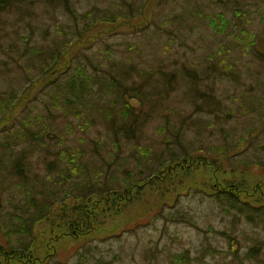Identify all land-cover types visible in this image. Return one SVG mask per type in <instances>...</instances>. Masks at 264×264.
<instances>
[{"label":"rangeland","instance_id":"rangeland-1","mask_svg":"<svg viewBox=\"0 0 264 264\" xmlns=\"http://www.w3.org/2000/svg\"><path fill=\"white\" fill-rule=\"evenodd\" d=\"M16 2L0 18V98L12 91L22 90L28 82L26 72L29 70V75L36 77L34 68L67 39L74 41L73 50L78 49L79 55L96 52L99 55L98 61H101L100 56L105 49L112 52L115 49L123 50L127 42L132 40L139 47L149 42L155 46L156 55L163 59L164 65L193 66L197 73L205 69L204 58L215 56L218 67H222L219 65L220 60L225 61L234 68L238 78L230 80L210 76L208 82L212 85L214 105L211 113L196 111L194 103L183 97L185 83L178 85L176 92L166 100L152 98L151 104L157 108L153 117L155 120L143 126L138 139L120 142L118 162L131 169L132 174L128 171L123 173L121 168H115V176L111 173L100 174L97 172V164L94 168L100 179L108 178L114 187L115 181L121 183L124 179H143L157 167L154 164L157 158L149 162L141 158L138 164L130 158V153L134 151L140 156L142 150H146L153 155H162L163 162L168 161L166 158L169 151L175 152V157H181L182 150L174 143L170 131L158 128L162 126V129L164 122H170V128L175 127L174 121L190 115L184 128L190 122L192 125L198 123V127L193 126L190 130L182 128L183 147L195 152L204 149L207 155L214 158L212 160L208 156L201 160V167L193 176L195 182L186 180L183 188L176 185L177 191H171L170 194L164 183H157L153 189L142 190L140 195L127 202L116 201L114 206L103 209L94 230L81 240L69 242L66 241L68 238H64L54 246L55 242L50 237L53 236L51 231L56 230L51 228L50 223H45L36 228L34 234L48 248L46 252L36 247V256L22 262L15 258L7 259L0 254V264H262L264 212L256 214L251 223L225 201L217 199L199 186L200 183L206 185L218 181H246L251 185L257 181L256 177H264V170L254 168L257 161L264 162V63L252 51L244 55L236 39L229 37L240 35L245 26L257 42L259 51L264 53V0H240L243 12L241 19L235 18L231 11L225 10L216 0ZM144 2V7L148 3L147 18H154L158 24L165 20L172 21L173 17H183L180 37L171 43L170 48L165 46L166 34H162L161 38H153L151 29H147L145 38L142 34H128L126 27L116 28L110 24L99 25V28L93 29L81 39L76 34L74 38L69 35L76 28L81 30L85 23L83 21H96L109 9H129ZM232 2L229 0L230 4ZM66 6L70 13L66 11ZM217 12L225 15L228 25L220 33L209 24V18H214ZM133 20L138 21L133 25H140L139 17ZM215 23L219 28H224L219 17ZM143 48L146 51V47ZM31 54L43 58H31ZM39 88V85H35L30 90L29 97L21 101L14 117L23 114L26 108L22 110L23 106L35 96L27 105L32 109L41 106L36 100L37 96L42 97ZM131 105L137 106L135 102H131ZM165 115L168 118L161 120ZM2 128L3 124L0 125V131ZM91 131L90 136L84 137L85 144L88 145L92 139L101 142L105 140L101 126ZM71 139L76 140L77 137ZM223 145H227V151L218 154ZM221 155L222 163L214 170L213 166L217 165ZM206 164L209 166H204ZM33 166V172L28 178L30 182L35 173L44 174L43 168L36 164ZM242 171L246 174H241ZM2 176H5L3 170ZM8 183H12L10 188L15 201L21 204L15 182L8 180ZM221 195L225 196L224 193ZM235 215L240 218L234 219ZM11 238L17 248L18 237ZM4 240L0 231V241Z\"/></svg>","mask_w":264,"mask_h":264},{"label":"trees","instance_id":"trees-1","mask_svg":"<svg viewBox=\"0 0 264 264\" xmlns=\"http://www.w3.org/2000/svg\"><path fill=\"white\" fill-rule=\"evenodd\" d=\"M216 3L231 11L235 18L243 17L240 0H233L231 4L229 0H216ZM16 4V0H0V18L3 12ZM144 5L145 2L129 9H109L96 21L79 20L85 22L82 29L76 28L69 35L74 38L76 34L80 38L99 28V25L110 24L116 28L126 27L128 34H142L145 38L147 29H151L153 38H161L162 34H166L165 46L170 48L171 43L180 37L183 17H173L172 21L165 20L158 24L154 18H147L148 3L146 7ZM66 11L69 12L67 6ZM138 17L140 25H133L137 21L133 19ZM217 17L224 28H219L215 23ZM209 24L219 33L228 26L222 12L209 18ZM240 33L229 37L236 39L244 55L252 51L264 63V53L259 51L257 42L245 26ZM73 42L68 39L63 41L46 58L31 54V58H43L34 68L37 76L29 75L31 71L28 70L27 85L22 90L12 91L0 98V125L4 127L0 131V231L5 239L4 242L0 241V254L7 259L15 258L22 262L29 257L34 258L36 247L46 252L48 248L34 234L35 229L45 223H50L51 228L56 230L51 231L53 236L50 237L55 242L54 246L64 238H68L66 241L69 242L81 240L94 230L103 209L114 206L116 201L127 202L140 195L142 190L153 189L157 183H164L170 194L171 191H177L176 185L183 188L186 180L195 182L193 176L201 167V160L209 155L204 149L195 152L183 147L182 128L190 130L193 126L198 127V123L192 125L190 122L184 128L190 115L174 121L175 127L170 128V122H164V127L158 128L170 131L174 143L182 150L181 157H175L176 153L169 151L168 161L163 162L162 155H153L146 150H142L140 156L134 151L130 153V158L138 164L141 158L146 162L157 158L154 163L157 167L143 179L130 180L131 183L127 179L121 183L115 181L114 187L108 178L100 179L94 168L97 164L100 174L111 173L115 176V168L132 174L131 169L118 162L120 142L138 139L143 126L155 120L153 117L157 108L151 104L152 98L166 100L176 92L178 85L185 83L183 97L194 103L196 111L211 113L214 105L212 85L208 82L210 76L230 80L238 78L234 68L225 61L220 60L219 65L222 67H218L215 56L204 58L205 69L197 73L193 66L164 65L163 59L156 55L155 46L149 42L143 45L146 51L133 40L128 41L123 50L115 49L112 52L105 49L100 56L101 61L97 60L99 55L96 52L79 55L78 49L73 50ZM35 85L40 86L42 97L37 96L36 100L41 106L32 109L27 105L35 96L23 106L22 110L26 107L23 114L14 117L21 101L29 97ZM131 102L137 106H132ZM167 118L165 115L161 120ZM98 126L103 128L105 140L92 139L88 145L85 144L84 137L90 136L91 129L96 131ZM76 137V140L71 139ZM196 137H199V133ZM225 151L227 145H223L218 154ZM217 161L214 170L221 165L222 155ZM34 164L43 168L44 174L35 173L30 182L28 178ZM258 167L264 170V162L257 161L254 168ZM2 170L5 176H2ZM241 174L246 172L242 171ZM263 179L256 177L257 181L251 185L246 181L200 183L199 188L225 201L252 223L256 214L264 212ZM8 180L15 182L21 204L12 196V183H8ZM237 218L240 216L235 215L234 219ZM12 236L19 239L17 248L14 247Z\"/></svg>","mask_w":264,"mask_h":264}]
</instances>
